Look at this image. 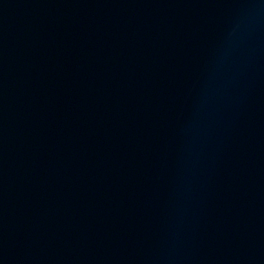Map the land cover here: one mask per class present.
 Instances as JSON below:
<instances>
[{
  "label": "water",
  "instance_id": "95a60500",
  "mask_svg": "<svg viewBox=\"0 0 264 264\" xmlns=\"http://www.w3.org/2000/svg\"><path fill=\"white\" fill-rule=\"evenodd\" d=\"M0 264H264V0L0 27Z\"/></svg>",
  "mask_w": 264,
  "mask_h": 264
}]
</instances>
